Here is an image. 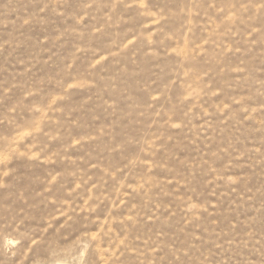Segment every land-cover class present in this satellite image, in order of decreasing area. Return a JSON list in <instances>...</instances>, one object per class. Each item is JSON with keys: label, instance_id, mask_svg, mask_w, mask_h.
<instances>
[{"label": "clouds", "instance_id": "1", "mask_svg": "<svg viewBox=\"0 0 264 264\" xmlns=\"http://www.w3.org/2000/svg\"><path fill=\"white\" fill-rule=\"evenodd\" d=\"M0 264H264V0H0Z\"/></svg>", "mask_w": 264, "mask_h": 264}, {"label": "rangeland", "instance_id": "2", "mask_svg": "<svg viewBox=\"0 0 264 264\" xmlns=\"http://www.w3.org/2000/svg\"><path fill=\"white\" fill-rule=\"evenodd\" d=\"M157 6H160V5H157Z\"/></svg>", "mask_w": 264, "mask_h": 264}]
</instances>
